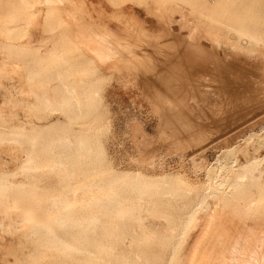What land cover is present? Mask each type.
I'll use <instances>...</instances> for the list:
<instances>
[{"label":"rangeland","instance_id":"1","mask_svg":"<svg viewBox=\"0 0 264 264\" xmlns=\"http://www.w3.org/2000/svg\"><path fill=\"white\" fill-rule=\"evenodd\" d=\"M0 1L5 2L7 0H0ZM34 1H38V0H34ZM76 1L78 3H85V2L90 3L92 5L95 17L98 18V16L99 17L101 16L100 22L107 23L109 25V29L115 32V34L119 36L126 34V25H125L126 16L123 18L122 20L123 22L122 21L119 22V20H117L116 18L118 13L128 15L127 18H133L137 22V26L139 28L140 27L144 28V30L142 31L141 29V31L143 33L145 32L147 35L161 33L165 30L167 31V28H165L166 25L164 21H162V23L160 22L162 18L158 19L159 20L158 21L156 20L158 16L155 15L157 18L154 16V14H157V11H156L157 7H162L163 11H165L167 7L170 9V12H171L170 16L172 17V20H173V23L170 26V29H171L170 31L172 32V34H174V31L176 32V35H174L176 36V38L174 39V36L170 34L169 36L163 37L162 39L159 40V43L162 44V46H170V49L167 48L169 50L165 49V53H166L165 58L163 57L160 50L153 47L154 44L158 43L156 39L145 38L144 39L146 40L145 43L140 45L142 47L138 46L134 48V52L136 54L141 55V56L147 55L151 58L150 59L151 63L152 62L157 63L156 64L157 70L155 73L152 72V74H148L146 72H144L146 74H144L143 72L139 74H137L136 72H135L136 74L133 72L129 73L126 70H124V68L119 69L120 67L119 68H107L106 66H103L96 61L93 63L95 69L91 70L89 69V64H88L90 63L89 59L85 55H82L81 57L82 65L88 67L87 69L82 71V73L81 72L76 73L78 74V76H84L85 85L83 86L82 93H84L85 96L88 95V93H91L92 95L94 94V92L98 93L96 96L93 95L94 97L90 101L91 105L94 107L92 110L93 116L91 119H82V120H75V121L68 122L67 117L60 110H57L55 112L51 110L35 112L33 108L39 104L38 102L40 100L33 93H31V85L29 86L30 81H28L29 79L27 78V73H25L24 71L17 72L16 70H13L12 66L9 67V65H7L8 68L6 69V71H4L2 74L0 73V76H1L0 77V113L7 120H12V123L14 124H19V123H24V122L25 123L34 122L37 125L42 126L43 128H47L49 125L50 126L53 125V130H56L57 128L61 127L63 124H66L68 125V128H69L68 133L69 135H71L72 140H73L72 135L74 133L79 132L81 134H86L88 137H90V139L96 141L95 143L96 147H98V149L102 151L103 157L105 158V164H104L105 168L109 169L110 167L111 172L128 173L130 178H133L137 174H140L144 179H146L148 182H151V183L159 180L160 178L164 176H168L169 177V182L167 184L168 186L165 187L161 185L159 190H161V192L162 191H170V192L167 194V196L165 195L164 197L154 196L156 197L154 201L156 200V202L159 205H161V209L168 211L169 213H172L173 216L168 218L167 220L166 219L164 220V218H160L162 220L160 219L158 220V218L155 219L152 217L153 218L152 219L150 216L149 218L148 214L142 211V214H141L142 219L146 226L148 224L149 231L151 229L155 233L154 237L149 238V240L148 238L146 239L143 234H139L141 232L136 230L138 228L135 227V230H134L135 232H132L131 230L128 232L127 238L124 240L125 246H123V248L119 250L124 249L123 251H133V253L135 251L145 252L146 255H148V263L146 262V264H152V263L153 264H167L168 261L171 262V259L172 257H174V254L175 255L182 254L181 257L184 258L187 254L185 253L184 250H186L187 252L189 250V248L188 247L186 248L185 246L188 245L190 247L191 244L195 246L199 242L203 243L207 241L208 238H210L212 235L214 223L213 221L206 223V221L209 220V214H211L210 212L212 211V209L216 207L215 203L212 201L214 199L209 193V191L210 192L212 191L210 189V186L211 187L213 185L218 186L220 183H222V181H224L227 175L231 176V172L233 174V172L235 171L237 172L238 170H240V167L238 165L242 163L245 159H247L249 154H250L249 155L250 157L251 155L253 156H263L264 155V87H263L264 78L262 79L263 77L262 75H264V61H263L264 53H262L264 52L262 50L264 49L263 47L264 42L261 41V47L263 48L259 49L258 47L260 46V43H256L254 40L253 41L255 43L251 41L254 44L251 42H247L248 43V46H247L244 41H241L242 37L240 35L239 36L241 39L238 38V35L237 37L236 35L235 36L230 35L231 34V29L229 26L230 21L228 22V24H226V22L228 21L227 14L222 15L220 14V12H218L219 13L218 14L217 10L215 9L214 10L212 9L213 11L211 12V7L215 8L214 7L215 5L213 3L212 4L210 3L213 6L210 5L211 7H209L210 8L209 9L208 6L204 4L206 0H188L186 2V4L188 5L187 7H186V4L183 3L185 5L183 6L186 7L184 9L185 12L189 10L188 12L190 16L193 13V11L196 9V5H197V9L195 11H197L196 14L198 13L199 14L196 15L195 21H196L198 30L201 32L207 30L208 28L207 25L205 24V21L208 22L209 21L208 19H210L209 22L213 23L214 21H216L218 23V20H220V22L222 20V22L224 23L225 21L222 18H224L225 16V20L227 19L226 22L224 24H222V22L221 23L219 22V26L223 28L224 30L223 34L228 35V38L232 39L231 41L226 39V41H220L221 43L219 44L218 42L213 43L211 41L203 39L202 44H198V42L190 40V41H187L186 45H184L185 41L182 37L186 38V35H187V38L185 39L187 40L189 33H187V29L185 28L179 29L180 28L179 19H181L180 18L181 15H179V13L177 12L178 10L177 8H182V0H173V1L167 0L168 3H166L165 0H122L124 2H122L121 0H76ZM142 1H145V2L143 3ZM210 1L211 2L214 1V3L217 2V0H210ZM233 1L234 0H232V2ZM250 1L251 0L234 1L233 4L239 3V2L241 3L239 4L241 5L239 9H236V11L233 10L234 11L233 15H235L233 17L234 19L237 17L236 19H238V21L235 19L237 23L234 22L233 17L230 16L232 13V10L229 12L227 11L228 15L230 16L229 20H231L232 18L231 24L233 22L235 24V25L233 24L234 26L238 25V23H239L238 26H241L242 24H245L246 26L247 25L253 26L252 24L250 25L251 20L253 17L254 18L257 17L259 19L258 22L260 21V23H258L257 28L255 29L260 30L261 32V30L264 29L263 27L264 23L263 21L261 22V18L264 19V13L262 14V13L256 12V14H258V16H256L254 11H251L250 9L247 10L246 5L248 2L250 3ZM255 1L256 0H254V2ZM38 2L35 3V8L28 12L27 10H25V8L23 7V3L21 2L20 8H21L22 15L19 14L16 17L10 16L9 9L5 7L4 16L2 17V19H0V27H2L3 25H8V23H10L8 25L9 26L8 29L6 26L5 27L3 26L4 28L3 27L0 28V42L10 43L13 45H20V41L22 40L21 37H23V39L25 38V41H26V37H27L26 35L29 33L28 31H26L27 29L32 28L31 30H29L30 33L37 34V36L34 39V42L30 44L29 46H27L26 48H25V45L27 44V42L22 40V43L23 41L24 43L23 45L21 43V46H24L23 48L24 53L26 55L28 54L27 56H31V57H33V55L31 54H33L34 51H36L44 43L42 36H39L42 34L41 32H43L42 30L44 28L43 24L41 25V22H42L41 20L43 18L42 14L44 13L38 12L40 10H43L44 6H42L41 4L38 5ZM147 2H148V6H146ZM200 2H202V4ZM198 4L201 5V7L204 5L202 8H206V9H201L200 7L201 9L200 11V9L198 8ZM65 5H66L65 7L61 6L63 10L64 9L71 10L72 8V10L76 12L77 9L75 10L74 9L75 7L71 6V4H65ZM192 6H195V9ZM243 8L246 9L247 11L246 10L244 11ZM149 9H150V12L151 10L154 9L153 11L156 13H154L153 11L152 13H150L148 11ZM202 10L203 11L206 10L208 14L206 11L202 12ZM22 11H25V12H22ZM128 11H131V12H128ZM26 12L29 15L28 14L26 15L25 14ZM245 12L247 16L245 15L244 17ZM211 13L213 14L215 13V15ZM217 15H218V18H217ZM207 16L208 18H205ZM213 17L217 19L216 20L212 19ZM219 17H222V18L220 19ZM246 17L247 19L245 21ZM34 18H36L35 20L36 22L34 21ZM83 18H84L83 22L86 23L87 22L86 20L88 19V17L85 16ZM243 18L244 20H242ZM5 19L9 21L11 20V21L6 23L7 20L5 21ZM37 19H39L41 22L38 20L39 22L37 23ZM248 19L250 20V23ZM31 21L32 22L34 21V22L31 23ZM19 22L23 24L22 27H19V25L21 26V24H18ZM83 22L80 24V27L84 30L85 25L83 24L85 23ZM31 24L34 26H32ZM12 25L14 26L16 25V27ZM260 25L261 26L263 25L262 26L263 28ZM73 27H75L76 29L77 26H75L74 23H71L70 28L72 31L70 30L66 31L64 36L62 37L68 40H71L72 39L71 33L74 31ZM25 28L27 29L25 30ZM188 31H190V29H188ZM263 31L261 32L259 37L264 34ZM8 32L9 34L7 35ZM60 33L61 31H55L53 35L45 34L46 44H50V42L53 41L55 38L60 37L59 36ZM135 35H139V33H135ZM182 35H185V36H182ZM17 39H21V40L19 41ZM239 39H240V42H239ZM15 41H16V44H15ZM178 43H179V46H178ZM163 44H166V45H163ZM187 44L188 45L195 44L196 49L198 50L200 49V46L204 45L202 48L205 50L203 49L202 50L205 51L207 57L206 55L197 56L192 51L190 52L191 49L190 50L188 49ZM256 44H259V45L257 46ZM171 45H174V46L171 47ZM239 45H240V48H243V46H246L247 49L250 48L251 50H252L251 47H253V49L255 48V51H252L251 53V51H248L249 49L247 50L244 47L242 50L243 54H242V51H240L241 49L239 48L238 49L239 52H236L237 49H235L236 53L234 52L235 54H237V56L235 54L232 55V53H230L232 50L234 51V49H232V46L234 48L236 47L238 48ZM253 45L254 46L256 45V47H254ZM171 49H173L174 51ZM244 49L247 50L249 55L251 54V56L246 55L247 51L244 52ZM256 49H259L257 51L261 50L260 52H258L259 57L261 59L258 58V55H257L258 53L256 52ZM224 50H226V53L228 52L227 55L226 54L224 55L225 53ZM221 52L223 53L224 56L222 55ZM220 55H222L223 57H221ZM231 55H232V57H230L231 59L227 57ZM233 56H235L236 59L238 60H235V57ZM37 57L39 56L37 55ZM182 57L185 60L182 59ZM249 57L250 58L252 57V58L249 59ZM224 58L226 59L228 58L227 59L228 61L231 60L230 62H235V63H230L231 65L229 67V64L227 63L228 61L225 59L227 62H224L225 61ZM218 62L221 63V65ZM241 62L242 64L244 63V65H240ZM184 63L185 65H188L189 68L185 67V69L188 71L183 69L184 66L182 65ZM176 64L178 67H180L178 73H177L178 70L171 71L173 68H175ZM223 64L224 66H222ZM236 64L239 66V68L238 66H236ZM47 65L50 66L49 63H47ZM194 65H195V68H193ZM192 68L195 70H193ZM202 68L205 69V71L203 69L204 72L202 71ZM10 69L13 72H11ZM163 69L165 71V74H163ZM196 69L198 71H196ZM168 70H170L169 71L170 73L166 72ZM214 70H215V73H214ZM242 70L245 72H242ZM196 72H199V73H196ZM14 73L15 74L18 73V74L15 75ZM172 73H174L175 75L174 77L177 78L178 82L174 81L175 78H173L174 80L172 79L173 77ZM51 74L56 76V73L53 70L51 71ZM154 74L156 76H154ZM201 74L202 75L205 74V75L201 76ZM208 74H211V76ZM136 75H138L137 77L138 79L134 77ZM145 75H147L146 76L147 78L145 77ZM152 75L153 77L150 78ZM192 75L196 77L200 75L199 77L201 78L199 77L196 78ZM187 76L190 77V80L188 79ZM248 76L250 79L248 78ZM257 76L261 78L259 79ZM20 77L21 79H18ZM23 77L25 78V83H24ZM205 77L208 78L209 80L212 79L211 81L213 83L212 82H208V83H210L213 86L216 85L215 88L212 87L211 85L208 86L209 84L208 85L206 84L207 83L206 81H208V79L206 80ZM252 77L255 79H253ZM183 78H184V81L182 80ZM155 79H159V80H155ZM195 79L196 80L198 79L197 82ZM20 80H22L23 84H25L24 87H22L23 84L21 83ZM147 80L150 82L148 83ZM179 80L182 82L181 84L183 86L188 88L187 90L190 89L191 91L192 89L193 92L197 91L195 92V94L197 95V97L195 96L196 97L195 101H189V103L188 102L184 103L185 105L180 101L182 100L181 98L182 91H185L186 88H184L180 84ZM252 81L253 83H251ZM155 82H156V85H154ZM166 82L168 83V86L170 84L171 87H168L167 85H165ZM184 82L186 85L183 84ZM157 83L159 86L158 88H157ZM192 83H195V84H192ZM146 84L149 87H147ZM191 84L192 85L206 84L207 88L202 87L203 85L202 86L201 85L191 86ZM51 85L52 86L58 85V81L54 80ZM89 85H92L91 88ZM217 86H219L218 88L220 89L223 96L222 95L220 96L219 94L216 93V91L219 90L218 88H216ZM21 87L24 89H22ZM190 87H195V88H190ZM151 88L154 90L157 89V92L155 91L156 92L155 97H153L154 95L152 94V92L154 91L153 90L150 91ZM158 91L165 93L164 94L165 97H167L166 95L168 94L170 95V97L173 96L174 101L173 99H170L172 100V102L171 101H170L171 103L167 102V100H169L168 98L170 97H167L166 99L164 97L163 99L162 98L163 93H158ZM227 91H229V93ZM147 93L148 95L150 94V96H148ZM172 93L175 95V97L174 95H172ZM159 94L160 95L162 94L161 97H158ZM176 94H179V95H176ZM245 94H248V95H245ZM51 95L52 97H54L53 92L50 93V96ZM235 96L236 98H234ZM243 96H246L244 97L246 98L245 100L246 102L244 101L243 103L241 101L243 103L241 104L240 100H244ZM160 98H162V101ZM154 99H155V102H154ZM224 99L225 100L228 99L229 101L228 100L227 101L230 102V104L222 102ZM29 104L31 106L33 105V107L29 106ZM174 104H175V107L172 106ZM162 106L163 108L166 107V109H163ZM178 109L179 111L178 113H176ZM162 111H166V112L162 113ZM179 113L180 115H178ZM164 114H166L167 116L166 115L164 116ZM174 114H175V117L173 116ZM31 115L37 117V119H35ZM180 116L181 117L183 116L182 118L185 120L180 119ZM38 117H41V119H38ZM165 119H167L166 121L170 122L171 124H168L167 122H165ZM160 120L162 121L164 120V121L161 122ZM185 122L188 123L187 125L189 126V128ZM174 124H175V128L169 129V127H174ZM190 126L191 127L193 126L192 129H190L191 128ZM160 129H161V132H160ZM172 129H174L175 131L173 130L174 131L173 132ZM165 131L168 133L166 134L167 136L166 135L162 136V134H164ZM172 132L173 133L176 132V133L173 134ZM65 133L67 134V132ZM230 138H234V139H230ZM227 139L229 140L227 141ZM232 140H234L235 142L236 141L238 142L236 144L237 146L233 144L234 141ZM178 141H181V142H178ZM184 141L185 142L193 141V144H196L194 145L196 148L193 146V144L190 146L189 145L186 146V143H184ZM177 144H179L180 148L182 149H180L179 145ZM18 145L17 144L13 145V143L0 144V171H5V172L16 171L19 169L20 165L24 162L25 145L24 144H22L23 146H20L21 144L19 146ZM42 147L48 148L47 149L48 151L46 152H45V149L39 152V154L42 157H44L46 154L48 155V152L52 150V152L49 153L48 158L44 159V161L42 162L43 163L42 165L47 164V163L51 164L52 162L54 163L55 161H64L68 163V165L70 163V167L72 169L74 168L76 170L78 169L82 170L83 168L84 172L93 174L89 178V180H93L92 182L94 183V186H93L94 187L93 190H95L94 192H98L97 187L98 188L103 187L101 185L96 184V182H99L100 177L97 175L98 173H96V171L94 172L95 168L92 169L91 166H87V165H85V167H82L83 165H78V164L75 165V163L79 162V160L73 157L70 151H67L64 148H62L60 144L53 146L52 148V146L48 145L47 142H45L43 145H41L40 149ZM244 152H248V153L250 152V153L249 154L246 153L245 155L246 157H245ZM90 161L91 163H95L97 161V158L92 157ZM230 162H232V166H233V167L231 166V168H230V165H231ZM235 168L238 170H235ZM226 170L228 172H226ZM59 173L60 171L57 170V167L56 168H46V169L44 168V169L38 170V173H36V177H35L38 182V186L37 188H35V192L39 195H44L46 193H49L50 195L67 196L69 199H72L73 192L71 190V187H68L65 184L60 183V179L62 178V175L61 173L60 174ZM215 178H217V182H216L217 184L214 182ZM14 180L17 182L27 181V179L23 175L22 176L17 175L14 178ZM127 181L130 182V179H128ZM31 189H32V186L28 185L25 187L24 191L30 192L32 191ZM156 190L157 189H152L153 192L149 194H154ZM205 195H207L206 196V200L208 199L207 202H209V204L213 208L210 206L211 209L206 210L201 213L199 212L197 215L198 216L200 215V217L195 216V219L199 218V220L197 221L199 223H197L196 226H195L196 223H194L193 224L194 226L191 227V230L186 232L187 234L182 233L181 230L183 228V225H185V222L188 219V216L185 214L189 210L188 207L198 204ZM146 197L147 196H144V195L138 196L137 192H135V195H134L135 204L137 205L142 204V206L144 207L146 204L144 200L148 198ZM75 198H77L78 200L81 198H86L85 191L78 192ZM209 198L212 199L211 203H210ZM144 218L146 219V221ZM169 224L170 226L178 225L180 229L177 233L174 234V237L171 243L169 244V245H172V243L180 242L181 247H177L176 250H174L170 246L166 247L167 245L165 246L164 244V242H166L165 241L166 233H167V237L170 236L169 235L170 232H167V229H168L167 227H169ZM23 228L22 229L20 228L19 231L15 233L4 227L3 228L0 227V264H78V262L75 259L71 261L67 259L66 257H64L63 255H60L58 253V250H54V249L48 250V251L41 250L39 245L36 244L35 242L36 238L34 237V235H31L30 231H27L26 229L27 226ZM96 235L100 236L101 231H99ZM132 238L133 239L135 238V240L138 241L139 243L141 241L143 246L141 248H136V247L130 248L129 247L131 250L128 249V242H130L128 240ZM85 241H87L85 242L86 244L90 243L88 240H85ZM185 241H186V244H185ZM130 257L132 258L131 261H133L132 264L134 262H138V259L136 260V258H134V254H132V256Z\"/></svg>","mask_w":264,"mask_h":264},{"label":"bare ground","instance_id":"2","mask_svg":"<svg viewBox=\"0 0 264 264\" xmlns=\"http://www.w3.org/2000/svg\"><path fill=\"white\" fill-rule=\"evenodd\" d=\"M38 1H34V0H22V1H20V0H9L8 1L7 0L5 2L0 1V19H2V17L4 16L5 7L9 9L10 16L16 17L19 14L22 15L21 8H20L21 2L23 3V7L25 8V10H27V12L34 9L35 3H37V2H38V5L41 4L42 6H44L43 10L38 11L39 13L40 12L44 13V14H42L44 19L41 17L42 22L39 19H37V23L40 21L41 25L43 24V26H44V28L42 30L43 32H41L42 34L41 35L38 34L39 36H42L44 43L36 51H34L33 54H31V55H33V57L27 56L28 54L26 55L24 53V49H23L24 46H21L22 40L25 41V38L23 39V37H21L22 40L17 39L19 41L21 40L20 45H13L10 43L0 42V73L2 74L4 71H6V69L8 68L7 65H9V67L12 66L13 70H16L17 72L24 71L25 73H27V78L29 79L28 81H30L29 82L30 84L29 83L28 84H29V86L31 85V93H33L40 100L38 102L39 104L33 108V110L35 112H41V111H46V110L47 111L51 110V111L55 112L57 110H60L65 114V116L68 119V122L92 118V116H93L92 110L94 107L91 105L90 101L94 97L93 95L96 96L98 93L94 92L93 95L91 93H88V95H86V96L84 95V93H82L83 86L85 85L84 76H78V74H76L78 72L82 73V71H84L85 69L88 68V67L82 65V62H81L82 55H85L89 59L90 63H88V64H89V69H91V70L95 69L93 63L96 61L99 64L106 66L107 68H119L120 67L119 69L124 68V70H126L129 73L130 72L131 73L136 72L137 74H139L141 72H143V73L146 72L148 74H152V72L155 73L157 70V66H156L157 63H153V62L151 63V61H150L151 58L147 55L141 56V55L136 54L134 52V48L145 43V41H146V40H144L145 38H152V39H156L158 41V43L154 44L153 47L160 50L164 58L166 57L165 49H167V48L170 49V46H162V44L159 43L160 39H162L163 37H167L170 34H172V32L170 31L171 30L170 26L173 23V20H172V17L170 16V14H171L170 9L167 7H166L165 11H163L162 7H157V9L155 8L157 11V14H154V16L155 15L158 16V18L155 16L157 18L156 20L162 18L160 22L162 23V21H164V23L166 25L165 28H167V31L165 30L161 33L147 35L145 32L144 33L142 32L144 30V28H142V27L139 28L137 26V22L133 18H127L128 15L118 13L116 18H117V20H119V22L122 21L123 18L126 16L125 17L126 18L125 19L126 20V24H125L126 25V34L119 36V35L115 34V32H113L112 30L109 29V25L107 23H105V22L101 23L100 22L101 16L100 17L98 16V18L95 17L92 5L90 3H86V2L85 3H78L76 0H38ZM165 1H166V3H168L167 0H165ZM187 1L188 0H182V8H177L178 9L177 12L179 13V15H181V17H180L181 19H179V23H180L179 29L185 28V29H187V33H189L187 40H185L187 38V35H186V38L182 37L185 41L184 45H186L187 41H190V40L198 42V44H202L203 39H206V40L211 41L213 43L218 42L219 44L221 43L220 41H226V39H228L230 41L232 40V39L228 38V35L223 34L224 30H223V28H221L219 26L220 20H218V23L216 21H214L215 23L214 22L211 23V22H209L210 19H208L209 23L207 21H205V24L208 27L207 30H205L203 32L199 31L197 28V25H196V21H195L196 15L199 14V13L196 14L197 11H195L197 9V5H196V9H195V6H192V7H194L195 12L192 10L193 9L192 8L191 10L193 11V13L189 16V12H188L189 10H187V12H185V10H184L188 6L186 4ZM234 1H236V0H234ZM122 2H124V1H122ZM142 2L144 3L145 1H142ZM233 2H232V0H219V1L217 0V2L214 3V1L211 2L210 0H206V2H204V4L207 5L209 8V7L213 6V5H211L213 3L215 5L214 6L215 8L211 7V12L215 9V10H217V13L220 12V14H222V15L227 14V16H228L227 22H226L227 19L225 20V16H224V18H222V17H219V18L224 19L226 24H228L229 21L231 24L232 18H231V20H229V18H230V16L231 17L235 16V15H233V12H234L233 10L236 11V9H239L241 6V5H239V4H241L240 3L241 1L239 3H235V4H233ZM251 2H252V0L250 1V3L249 2L247 3V5H246L247 10L250 9L251 11H254L255 14H256V12H259L262 14L264 13V0H256L255 2L253 0V2L252 3ZM169 3H170V1H169ZM183 3L186 4V7H184L185 5ZM200 3L202 4V2H200ZM65 4H71V6L75 7L74 8L75 10L77 9L76 12L74 10H72V8H71V10H68V9L63 10V8H61V6L65 7L66 6ZM199 4H198V8L200 9L201 5H199ZM146 6H148V2L146 4ZM247 6H248V8H247ZM202 7H201V9H206V8H202ZM201 9H200V11H201ZM209 9H207V10H209ZM246 9L243 8L244 11ZM153 10H151V12H150V9H149L148 11L150 13H152ZM231 10H232V13L229 16L228 12ZM205 11L202 10V12H205ZM22 12H25V11H22ZM27 12L25 13L26 15L28 14ZM128 12H131V11H128ZM168 12H170V13H168ZM214 12H216V11H214ZM154 13H156V12H154ZM34 14H36V13H34ZM207 14H208V12H207ZM211 14H213V13H211ZM213 15H215V13ZM245 15H246V12L244 14V17H245ZM85 16L88 17V19L86 20L87 21L86 23L83 22L84 21L83 17H85ZM227 16H226V18H227ZM256 16H258V14H256ZM215 17H213L212 19H215ZM205 18H208V16ZM217 18H218V15H217ZM251 18H250V20H251ZM28 19H29V17H28ZM235 19L233 17L234 22H236V20L238 21V19H236V20ZM246 19H247V17L245 18V21H246ZM6 20L7 19H5V21ZM30 20H32V19H30ZM35 20H36V18H34V21ZM204 20H206V19H204ZM242 20H244V18ZM250 20H249V23H250ZM258 20L259 19L257 17L252 18L250 25L252 24L253 26H249V25L246 26L245 24L238 26L239 23H238V25L234 26L235 24L232 22L231 25L229 24L230 29H231L230 35H232V36L236 35V37L238 35V38H240V36H241L242 37L241 41H244L247 46H248L247 42H251L254 40L256 43H260V46L258 48L262 49L264 47V45L262 44L263 47H261V41L264 42V34L261 35L263 38L261 36L259 37V35L261 34V32L264 29L261 30V32H260V30L255 29V28H257L258 23H260V21L258 22ZM10 21L7 20L6 23L10 22ZM262 21L264 23V19L261 18V22ZM33 22L31 21V23H33ZM82 22L85 23V24H83V25H85V27L83 26L85 28L84 30L80 27V24ZM221 22H222V20H221ZM71 23H74L75 26H77V27H76V29H75V27H73L74 31L71 33L72 39L68 40L62 36H64L66 31H68V30L72 31L70 28ZM224 23L222 22V24H224ZM9 24L10 23H8V25ZM18 24H21V23L19 22ZM8 25H3V26L4 27L6 26L8 29L9 28ZM22 25L23 24H21V26L19 25V27H22ZM34 25H35V23H34ZM34 25H32V26H34ZM12 26H14V25H12ZM2 27H0V28H2ZM10 27H11V25H10ZM14 27H16V25ZM26 29L27 28H25V30ZM31 29L26 30L29 33L27 32L28 33L26 35L27 37L25 36L26 37L25 42H27V44L25 45V48L27 46H29L30 44H32L34 42L35 37L37 36V34L30 33L29 30H31ZM141 29H142V31H141ZM188 29H190V31H188ZM55 31H61V33L59 35L60 37L55 38L53 41L50 42V44H46V42H45L46 35L45 34L53 35L55 33ZM135 33H139V35H135ZM263 33H264V31H263ZM8 34H9V32L7 33V35ZM221 34H223V35H221ZM172 35L173 36L176 35V32L174 31V34H172ZM182 36H185V35H182ZM175 38H176V36H174V39ZM240 39H239V42H240ZM24 41H23V43H24ZM149 42H151V41H149ZM253 42H251V43H253ZM23 43H22V45H23ZM15 44H16V41H15ZM17 44H19V43H17ZM163 45H166V44H163ZM213 45H215V44H213ZM256 45L258 46L259 44H256ZM256 45L255 46L253 45V46L256 47ZM172 46H174V45H171V47ZM178 46H179V43H178ZM203 46L204 45L200 46V49L198 50V49H196L195 44H189V45L187 44L188 49L189 50L191 49L190 52L192 51L197 56H205L206 55L205 51H203V50H205L202 48ZM140 47H142V46H140ZM234 47H235V45H234ZM234 47L232 46V49H234V51L231 49L233 52L232 51L230 52V53H232V55L235 54L236 52H239L238 49L240 48V45L238 48L237 47L234 48ZM244 47H245V49H247L246 46H243V48ZM243 48H240L241 49L240 51H242ZM251 48H252V50L250 48H248L249 50L248 49L247 50L251 51V53H252V51H255V48L254 49H253V47H251ZM169 49H167V50H169ZM173 49H171V50H173ZM235 49H237L236 52H235ZM245 49H244V52L247 51ZM259 49H256L257 53L261 51V50L257 51ZM262 50L264 51V49H262ZM224 51H225L224 55L225 54L227 55L228 52L226 53V50H224ZM248 51L246 52V55L251 56V54L249 55ZM262 53H264V52H262ZM242 54H243V51H242ZM37 55L39 57H37ZM222 55H223V53H222ZM222 55H220V56L223 57L224 55L223 56ZM232 55L227 56V57L230 58V57H232ZM235 55L237 56V54H235ZM257 55H258V58L261 59L259 57V53ZM238 56H239V54H238ZM160 57H162V56H160ZM206 57H207V55H206ZM233 57H235V56H233ZM251 58L249 57V59H251ZM182 59H184V58L182 57ZM225 59L226 58H224V60ZM226 60L224 62L228 61V60L227 61ZM235 60H238V59H236V57H235ZM230 61L231 60H229L227 62L229 64V67L231 65L230 63H235V62H230ZM154 62H155V60H154ZM47 63H49L50 66H48ZM186 64H188V63H186ZM219 64L221 65V63H219ZM225 65H226V63H225ZM240 65H244V63L242 64V62H241ZM182 66H184L183 69H185V67H188V65H185V63ZM222 66H224V64ZM236 66H238V65L236 64ZM193 68H195V65ZM204 68H202V71ZM238 68H239V66H238ZM164 69H163V74H165ZM166 69H168V68H166ZM179 69H180V67H178L176 64L175 68H173L171 71L178 70L177 71V73H178ZM223 69H224V67H223ZM52 70L56 73V76L51 74ZM190 70H191V68H190ZM193 70H195V69H193ZM217 70H219V69H217ZM236 70H237V68H236ZM10 71L13 72L11 69H10ZM169 71L170 70H168L166 72H169ZM186 71H188V70H186ZM196 71H198V70L196 69ZM204 71H205V69H204ZM238 71H239V69H238ZM251 71H253V70H251ZM242 72H245V71L242 70ZM258 72H256V73H258ZM146 73H144V74H146ZM196 73H199V72H196ZM214 73H215V70H214ZM239 73H240V71H239ZM262 73H263V71H262ZM17 74H15V75H17ZM172 74H173V77H172V79H173V78H175L174 77L175 75H174V73H172ZM211 74H212V72H211ZM211 74H208V75L211 76ZM12 75H13V73H12ZM204 75L201 74V76H204ZM146 76L147 75H145V77ZM154 76H156V75L154 74ZM160 76H161V74H160ZM192 76H194V75H192ZM199 76H197V77H199ZM262 76H263L262 77V79H263L264 75H262ZM21 77L18 79H21ZM134 77L137 78L138 75H136ZM152 77H153V75L150 78H152ZM187 77L190 80V77L189 76H187ZM194 77H196V76H194ZM178 78H179V76H178ZM184 78L182 79L183 81H184ZM199 78H201V77H199ZM224 78H225V76H224ZM248 78H249V76H248ZM202 79H203V77H202ZM205 79L207 80L208 78L205 77ZM253 79H255V78H253ZM23 80L25 83V78ZM54 80L58 81V85H55V86L51 85ZM155 80H159V79H155ZM166 80H168V79H166ZM197 80H196V82H197ZM211 80L212 79H210V80L208 79V81H206L207 82L206 84L207 85L209 84L208 86L211 85L210 83H208V82H212ZM20 81L23 84V81L22 80H20ZM150 81H151V79H150ZM150 81H148V83ZM174 81L176 82L177 78H175ZM214 81H215V79H214ZM167 82L165 83V85L168 86ZM179 82H180V84L182 83L180 80H179ZM189 83H190V81H189ZM195 83H192V84H195ZM233 83H234V81H233ZM251 83H253V81ZM183 84L186 85L185 82ZM192 84H191V86L201 85V84H198V85H192ZM206 84H204V85L202 84L203 86L202 85L201 86L204 88H207ZM226 84H228V83H226ZM24 85L25 84H23L22 87H24ZM154 85H156V82ZM89 86L91 88L92 85H89ZM211 86L215 88L216 85L215 86L211 85ZM147 87H149V86L147 85ZM158 87L159 86L157 83V88ZM168 87H171V85L169 84ZM183 87L186 88V90L188 89L185 86H183ZM218 87L219 86H217L216 88H218ZM28 88H30V87H28ZM190 88H195V87H190ZM22 89H24V88H22ZM197 89H198V87H197ZM239 89H241V88H239ZM151 90L154 91V92H152V94L154 95L153 97H155V93L157 92V89L154 90L151 88L150 91ZM186 90L182 91V95H181L182 100H180V101L183 104L187 103V102L189 103V101H195V99L197 97V95L195 94V92H197V91L193 92L192 89H191V91H190V89L187 91ZM25 91H26V89H25ZM167 91H168V89H167ZM169 91H171V90H169ZM231 91H233V90H231ZM52 92H53L54 97H52V95L50 96V93H52ZM227 92L229 93V91H227ZM251 92H253V91H251ZM148 93H149V91H148ZM148 93H147V95H148ZM158 93H163V92L158 91ZM216 93L219 94L220 96L222 95L220 89L217 90ZM247 93H248V91H247ZM164 94L165 93H163V95L161 94L163 99L165 97ZM170 94H171V92H170ZM161 95L159 94V96L158 95H156V96L161 97ZM172 95H174V94L172 93ZM176 95H179V94H176ZM245 95H248V94H245ZM148 96H150V94ZM166 96L170 97L169 94ZM167 97H165V99ZM174 97H175V95H174ZM224 97H225V95H224ZM244 97H246V96H243V98ZM151 98H152V96H151ZM162 98H160L161 101H162ZM234 98H236V96ZM243 98H241V99H243ZM155 99H154V102H155ZM157 99H159V98H157ZM168 99L169 100H167V102H170V101L172 102V100H170V99H173V96L168 98ZM152 100H153V98H152ZM227 100L224 99L222 102L230 104V102H228L229 100L228 101ZM245 100H246V98H244V100H240V103L243 104ZM173 101H174V99H173ZM234 101H235V99H234ZM154 102H153V104H154ZM164 103H162V104H164ZM175 103H177V102H175ZM30 104H29V106H31ZM238 104H239V102H238ZM167 105H168V103H167ZM169 106H171V105H169ZM172 106L175 107V104ZM31 107H33V105ZM174 107H172V108H174ZM162 108H163V106H162ZM167 108H169V107H167ZM177 108H178V106H177ZM163 109H166V107ZM176 109H175V111H176ZM181 110H183V109H181ZM178 111H179V109L177 110L176 113H178ZM163 112H166V111H162V113ZM172 112H173V110H172ZM165 115L166 114H164V116ZM178 115H180V113ZM31 116H33V115H31ZM173 116L175 117V114ZM33 117L35 119H37V117H35V116H33ZM182 117L180 116V119H183ZM178 118H179V116H178ZM38 119H41V117H38ZM166 120L167 119H165V122H167L168 124H171L170 122H168ZM183 120H185V119H183ZM160 121L163 122L164 120L163 121L160 120ZM182 123H184V122H182ZM187 124L188 123H186V125ZM192 127L190 129H192ZM170 128H175V124H174V127H169V129ZM188 128H189V126H188ZM180 129H181V127H180ZM173 130L174 129H172V131ZM136 131H134V132H136ZM65 132H67V134ZM68 132H69V128H68V125H66V124H63L61 127L57 128L56 130H53V125H51V126L49 125L47 128H43L42 126L37 125L34 122H26V123L24 122V123L14 124V123H12V120H7L0 113V144H8V143L11 144V143H13V145L14 144L18 145V143H19V145L21 144L20 146H23L22 144L25 145V149L23 148L24 152H25V159H24V162L22 161L23 163L20 165L19 169L16 171H13V172L0 171V225H1L0 227H2V228L4 227V228L11 230L12 232L16 233L19 231L20 228L22 229L23 227L27 226V228H26L27 231H30V234L34 235V237L36 238L35 242H36V244L39 245L41 250H43V251H45V250L48 251V250H52V249L58 250V253L60 255H63L64 257H66L67 259H69L71 261L73 259H75L78 262V264H132L133 261H131L132 258L130 257V256H132V254H134V258H136V260L138 259V262H134L133 264H146V262L148 263V255H146L145 252L135 251L133 253V251H123L124 249L123 250H119V249H121V248H123V246H125L124 240L127 238L128 232L130 230L132 232H135L134 231L135 227L138 228L136 230L141 232L139 234H143L146 239L148 238V240H149V238L154 237L155 233L151 229H150V231H152L153 233L149 231L148 224L146 226L143 219H142V215H141L142 211L146 212L148 214V217L150 216L151 218L153 217L155 219L158 218V220L160 218H164V220L165 219L167 220L168 218L173 216L172 213H169L168 211L161 209V205H159L156 202V200L154 201V199L156 198L154 196L164 197L165 195L167 196V194L170 192V191H162L161 192V190H159L161 185L165 186V187L168 186L167 184L169 182V177L164 176V177L160 178L159 180L151 183V182H148L146 179H144L140 174H137L133 178H130L128 173L111 172L110 167H109V169L105 168V165H104L105 164V158L103 157L102 151L100 149H98V147H96V144H95L96 141L90 139V137H88L86 134H81L79 132L74 133L72 135L73 136V140H72L71 135H69ZM160 132H161V129H160ZM165 132H164V134H162V136L163 135L165 136L166 134H168L167 132L166 133ZM175 133H173V134H175ZM170 135H171V133H170ZM189 138H191V137H189ZM230 139H234V138H230ZM228 140L229 139H227V141ZM185 141H184V143H186V146L187 145L190 146L193 144V141L192 142L191 141L185 142ZM232 141H234V140H232ZM45 142H47L48 145L52 146V148H53V146L60 144L62 146V148H64L67 151H70V153H72L73 157H75L76 159L79 160V162L75 163V165H77V164L83 165L82 167H85V165H87V166H91L92 169L95 168L94 172L96 171V173H98L97 175L100 177L99 182H96V184L101 185L103 187L102 188L97 187L98 192H94L95 190H93V188H94L93 187L94 183L92 182L93 180H89V178L93 174L84 172L83 168H82V170H80V169L76 170L74 168L72 169L70 167V163L68 165V163H66L64 161H55L54 163L52 162L51 164L47 163V164L42 165L43 164L42 162L44 161V159L48 158L49 153L52 152V150H50L48 152V155L46 154L44 157H42L39 154V152L43 151L44 149H45V152L48 151L47 147L46 148L42 147L40 149L41 145H43ZM178 142H181V141H178ZM237 143H238L237 141L233 142V144H235V146H237L236 145ZM179 144H177V145H179ZM180 145H179V148H180ZM194 145H196V144H193V146ZM175 147H173V148H175ZM179 148H177V149H179ZM180 149H182V148H180ZM244 153H245L244 154V156H245L246 153H248V152H244ZM249 155H248L247 159H245L239 165L236 163L240 167V170L235 168V170H238V171L236 172L234 170L236 173L233 172V174L231 172V176L227 175L225 177L224 181H222V183H220L218 186L217 185L215 186L212 183L213 186L211 187L208 184L210 186V189L212 190L211 192L209 191V193L212 196V198L214 199V200H212L209 198L210 203L213 201L216 205V207L213 205L215 208L212 209V211L210 210L211 214H209V220L206 221V223L212 222V221L214 223V227L212 230L211 237L208 238V240L203 242V243H200V242L197 243L195 246L193 244H191L192 246L189 244L191 248L188 245L185 246V244H186V241H185L184 246L186 248L188 247L189 250H188V252L184 249H182V250H184L185 253H187L186 256L184 258H182L181 257L182 254H180V255L174 254V257H172L171 262L168 261L167 264H264V155L263 156L251 155V157ZM92 157L97 158V161L95 163H91L90 159ZM230 163H231V165H230V168H231L232 162H230ZM233 164H235V163H233ZM228 166H229V164H228ZM56 167H57V170H59L61 175H62V178L60 179V183L65 184L68 187H71V190L73 192V198L72 199H69L67 196L50 195L49 193H46L44 195H39L35 192V188H37V186H38V182L35 178L36 173H38V170L44 169V168L46 169V168H56ZM226 172H228V171L226 170ZM17 175H20V176L23 175L27 179V181L26 182L15 181L14 178ZM213 175H214V173H213ZM128 179H130V182L127 181ZM207 181H208V179H207ZM214 182L215 183L217 182V178H215ZM28 185L32 186V189H31L32 191H30V192L24 191L25 187ZM152 189H157V190L155 191L154 194H149V193L153 192ZM80 191H85L86 198H81L79 200L77 198H75L76 195L78 194V192H80ZM135 192H137L138 196L144 195V196L148 197V198L146 197L147 199L144 200L146 203L144 207L142 206V204L141 205L135 204V201H134ZM206 196L207 195H205L200 200V202L198 204L191 206V207H188L189 210L185 213L188 216V219L186 220L185 225L182 224L183 225V228L181 230L182 233L187 234L186 232L191 230V227L194 226L193 225L194 223H196L195 226L197 225V223H199V222H197L199 220V218L195 219V216L200 217V215L199 216L197 215L199 212L201 213V212H204L206 210L211 209L210 208L211 205L209 204V202H207L208 199L206 200ZM141 201H143V200H141ZM214 203H212V204H214ZM160 220H162V219H160ZM145 221H146V219H145ZM170 224H169V227H167L168 228L167 232H170L169 233L170 236L167 237V233H166V235H165V239H166L165 241L166 242H164V244H165V246L167 245L166 247L170 246L174 250H176L177 247H181L180 242L172 243V245H169V244L171 243V241L174 237V234L177 233L180 229H179L178 225L170 226ZM23 229H25V228H23ZM99 231H101L100 236L96 235ZM137 237H139V236H137ZM189 237H190V235H189ZM85 240H88L90 243L86 244L85 242H87V241H85ZM167 240H168V242H167ZM128 241H130V242H128V249L133 248V247L141 248L143 246L141 241L139 243L138 241L135 240V238L134 239L132 238ZM165 246H163V247H165ZM182 248H183V246H182Z\"/></svg>","mask_w":264,"mask_h":264}]
</instances>
